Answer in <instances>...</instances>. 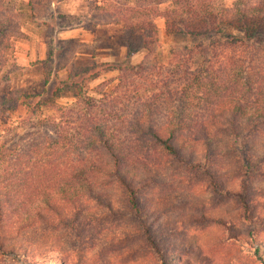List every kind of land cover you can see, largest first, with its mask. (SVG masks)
Wrapping results in <instances>:
<instances>
[{
	"label": "trees",
	"instance_id": "1",
	"mask_svg": "<svg viewBox=\"0 0 264 264\" xmlns=\"http://www.w3.org/2000/svg\"><path fill=\"white\" fill-rule=\"evenodd\" d=\"M217 1L89 0L95 11L90 29L123 27L125 61L66 71L51 96L62 99L72 92L73 102L30 119L31 139L16 133L7 141L0 127V185L10 191L0 192V214L26 189L37 191L46 210L60 213L59 202L67 204L60 208L65 212L68 203L76 210L91 201L100 204L99 192L114 186L138 213L136 181L147 168L160 167L153 154L185 163L190 154L212 155L225 143L224 155L245 156V141L264 136V0H235L231 9ZM15 12L13 0H0V52L9 46ZM156 18L165 20L168 34L203 42L164 56L157 51ZM143 50V61L132 64ZM108 75L114 77L105 91L89 89ZM29 98L1 95L0 114L33 108L28 113L37 115L48 106L40 100L32 107ZM145 235L157 248L149 231Z\"/></svg>",
	"mask_w": 264,
	"mask_h": 264
},
{
	"label": "rangeland",
	"instance_id": "2",
	"mask_svg": "<svg viewBox=\"0 0 264 264\" xmlns=\"http://www.w3.org/2000/svg\"><path fill=\"white\" fill-rule=\"evenodd\" d=\"M88 2L13 0L16 24L9 46L0 52V96L30 95L32 107L40 100L48 106L37 115L28 113L33 108L0 114L7 141L12 142L10 134L28 136L30 119L73 102L72 92L62 99L51 96L66 71L125 61L123 27L109 23L90 29L95 11ZM217 2L231 9L235 0ZM155 25L157 51L164 56L203 42L168 34L162 18ZM146 55L143 50L130 62L139 64ZM113 77H102L89 89L105 91ZM245 145V156L224 155L227 146L220 143V152L190 154L185 163L153 154L160 167L147 168L136 181L138 213L116 186L99 192L100 204L91 201L79 210L68 203V212L62 211L67 204L59 202L60 213L46 210L37 191L26 189L0 214V264H264V136ZM7 174L2 172L9 180ZM5 185H0L4 194L10 192ZM146 230L157 248L147 241Z\"/></svg>",
	"mask_w": 264,
	"mask_h": 264
}]
</instances>
